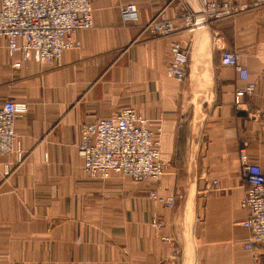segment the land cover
Here are the masks:
<instances>
[{"label":"crops","instance_id":"crops-1","mask_svg":"<svg viewBox=\"0 0 264 264\" xmlns=\"http://www.w3.org/2000/svg\"><path fill=\"white\" fill-rule=\"evenodd\" d=\"M215 1L241 9L190 32L177 2L91 0L94 28L79 33L81 49L47 64L11 54L0 38V107L29 105L16 122L25 161L0 156V264H264V249L245 248L250 232L240 224L248 216L243 148L264 173V7ZM129 3L137 23L122 18ZM162 11L175 24L169 38L143 31ZM174 41L189 45L184 83L167 77ZM224 50L239 54L256 85L239 107L235 94L246 83L221 64ZM128 109L155 133L162 175L140 183L87 178L83 126ZM152 191L178 196L175 207L151 199ZM156 219L164 226L154 227Z\"/></svg>","mask_w":264,"mask_h":264},{"label":"built area","instance_id":"built-area-1","mask_svg":"<svg viewBox=\"0 0 264 264\" xmlns=\"http://www.w3.org/2000/svg\"><path fill=\"white\" fill-rule=\"evenodd\" d=\"M163 1L184 6L182 19L190 32L228 20L241 9L215 0H198L197 6H192L188 0ZM251 6L261 9L264 0H253ZM121 14L125 23L139 21L137 7L133 3L124 6ZM93 28L91 0H0V38L7 40L11 54L20 52L27 60L46 64L60 61L65 51L81 49L79 33ZM143 31L153 37L169 38L175 34L176 28L162 11L143 26ZM189 53L188 44L182 41L172 43L167 77L179 83L186 81ZM220 60L223 66L235 69L240 80L246 83V87L235 94V104L239 107L244 97L254 94L256 85L249 81V72L240 65L237 52L224 50ZM15 66L20 67L21 64ZM28 109L27 103L12 101L0 107V156L17 153L18 165L26 158L18 145L16 122ZM154 136L148 120L133 109L102 119L94 125L85 124L79 145L84 175L101 182L107 181L112 174L129 178L134 183L158 181L165 164ZM240 161L245 184L243 208L248 213L240 224L250 232L245 248L264 249V173L258 165L249 162L245 148L240 151ZM11 173L13 169L5 166L4 174ZM150 197L174 208L178 196L161 199L152 191ZM153 225L158 229L164 226V222L156 219Z\"/></svg>","mask_w":264,"mask_h":264}]
</instances>
